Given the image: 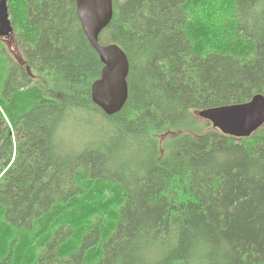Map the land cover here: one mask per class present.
<instances>
[{
	"label": "trees",
	"instance_id": "16d2710c",
	"mask_svg": "<svg viewBox=\"0 0 264 264\" xmlns=\"http://www.w3.org/2000/svg\"><path fill=\"white\" fill-rule=\"evenodd\" d=\"M6 1L0 264H264V123L197 115L264 95V0H112L98 41L129 70L110 115L76 0Z\"/></svg>",
	"mask_w": 264,
	"mask_h": 264
},
{
	"label": "water",
	"instance_id": "95a60500",
	"mask_svg": "<svg viewBox=\"0 0 264 264\" xmlns=\"http://www.w3.org/2000/svg\"><path fill=\"white\" fill-rule=\"evenodd\" d=\"M76 13L102 63L99 77L91 84L92 101L105 114H113L120 110L127 98L129 63L117 44L98 41V34L111 19L112 0H76ZM11 31L7 1L0 0V37L9 36ZM198 114L223 134L248 136L264 123V95L256 93L246 102L206 108Z\"/></svg>",
	"mask_w": 264,
	"mask_h": 264
},
{
	"label": "rangeland",
	"instance_id": "374dc122",
	"mask_svg": "<svg viewBox=\"0 0 264 264\" xmlns=\"http://www.w3.org/2000/svg\"><path fill=\"white\" fill-rule=\"evenodd\" d=\"M5 40L8 43V46H10V50L13 51L14 50V44L11 42V40L9 38H5ZM95 120H96V121H94L95 124H93L94 126L107 127L106 124H104L102 121H99L97 119H95Z\"/></svg>",
	"mask_w": 264,
	"mask_h": 264
}]
</instances>
